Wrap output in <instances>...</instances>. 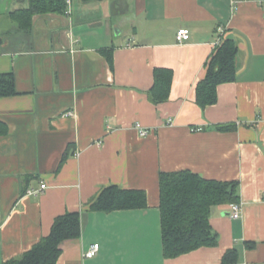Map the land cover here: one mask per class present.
Here are the masks:
<instances>
[{"label": "crops", "instance_id": "1", "mask_svg": "<svg viewBox=\"0 0 264 264\" xmlns=\"http://www.w3.org/2000/svg\"><path fill=\"white\" fill-rule=\"evenodd\" d=\"M232 2L72 0L66 14L37 15L25 32L9 19L18 3L0 0V77L12 74L17 92L0 97L8 129L0 136V264L31 250L66 212L80 213L82 235L64 241L57 264H221L229 249L239 251L237 264H264V4ZM186 28L191 38L179 43ZM230 37L237 81L201 109L196 88L216 41ZM159 68L173 71V85L156 105L148 91ZM177 171L238 181L242 209L235 220L230 206L214 211L218 247L168 259L159 178ZM113 185L145 191L147 208L91 211Z\"/></svg>", "mask_w": 264, "mask_h": 264}, {"label": "trees", "instance_id": "2", "mask_svg": "<svg viewBox=\"0 0 264 264\" xmlns=\"http://www.w3.org/2000/svg\"><path fill=\"white\" fill-rule=\"evenodd\" d=\"M83 3L103 0H81ZM18 4H28L27 8L9 12V19L22 31L32 29L35 16L66 14L67 0H13ZM239 53L236 41L222 38L207 63V72L196 88L197 104L203 109L218 101L217 88L222 84L237 81ZM112 62V57H109ZM12 74L0 77V97L17 94ZM173 85V71L159 68L154 71V85L148 91L150 100L159 105L170 98ZM232 125H218L220 131H233ZM8 133L6 125L0 123V136ZM160 182L161 239L164 257L176 259L200 248H215L219 237L214 233L210 219L221 205L240 204L238 181H216L204 179L190 171L162 172ZM148 200L145 191L109 186L103 189L90 205L91 211L111 213L146 209ZM52 230L22 256L8 260L4 264H57L62 254L64 241L78 240L82 235L80 213L66 212L55 219ZM256 243H246L249 250ZM239 251L229 249L222 257L221 264H237Z\"/></svg>", "mask_w": 264, "mask_h": 264}, {"label": "built area", "instance_id": "3", "mask_svg": "<svg viewBox=\"0 0 264 264\" xmlns=\"http://www.w3.org/2000/svg\"><path fill=\"white\" fill-rule=\"evenodd\" d=\"M242 0H233L232 4L236 5L238 4V2H240ZM259 3L264 4V0H258ZM67 4H68V11L71 8V4H72V0H67ZM67 11V12H68ZM190 30L189 29H180L177 34H176V38L178 40L179 43H184L187 42L191 37H190ZM222 42V38H219L216 43H215V48L220 45V43ZM74 114L72 112H69L68 116H73ZM137 129L139 131V135L141 137H147V135L150 133L149 130L144 129L141 125L137 124ZM202 129H198V131H201ZM47 185L42 184V187L40 190H31L29 191L30 195H34V194H38L43 192L44 190L47 189ZM231 211H230V216L233 220L237 219L240 217V212H241V203L240 204H236L235 205H231L230 206ZM100 246L99 244H94L93 247L87 252L85 253V257L88 259H93V257L96 256V253L98 252ZM243 264H247V263H243Z\"/></svg>", "mask_w": 264, "mask_h": 264}, {"label": "rangeland", "instance_id": "4", "mask_svg": "<svg viewBox=\"0 0 264 264\" xmlns=\"http://www.w3.org/2000/svg\"><path fill=\"white\" fill-rule=\"evenodd\" d=\"M16 6H17V9H19V8H27L28 4H17ZM12 9L14 10V8H12Z\"/></svg>", "mask_w": 264, "mask_h": 264}]
</instances>
